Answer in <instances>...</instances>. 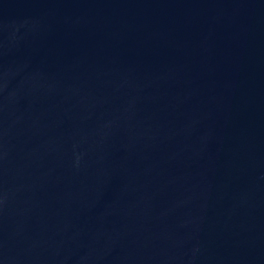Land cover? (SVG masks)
<instances>
[{"label":"water","instance_id":"95a60500","mask_svg":"<svg viewBox=\"0 0 264 264\" xmlns=\"http://www.w3.org/2000/svg\"><path fill=\"white\" fill-rule=\"evenodd\" d=\"M0 264H264V0H0Z\"/></svg>","mask_w":264,"mask_h":264}]
</instances>
